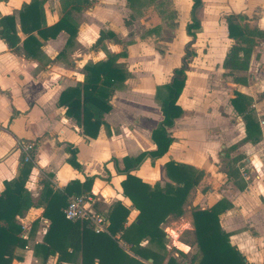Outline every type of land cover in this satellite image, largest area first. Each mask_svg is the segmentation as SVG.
I'll return each mask as SVG.
<instances>
[{
  "label": "crops",
  "instance_id": "0c3cea01",
  "mask_svg": "<svg viewBox=\"0 0 264 264\" xmlns=\"http://www.w3.org/2000/svg\"><path fill=\"white\" fill-rule=\"evenodd\" d=\"M30 1H0V17H15L16 34L20 40L18 49L12 50L0 38V192L4 190L5 182L19 176V158L23 157L21 147L26 144L34 145L32 166L25 188L32 191L31 200L36 207L29 209L25 216L18 220L23 227L22 238L26 243L25 248L17 252L22 257L21 260H13L12 264H81L80 255L71 260L64 255V260H59V253L52 250L53 245L44 242L50 221L43 217L44 210L39 205L42 185L34 186V182L48 181L55 191L63 189L73 180L83 182L85 177L95 175L97 178L91 189L89 212L106 219V231L107 215L113 204L119 202L129 210L126 224L129 225L135 220L138 212L131 207L130 201L122 196L120 182L124 176L116 170L123 169L124 157H135L155 149L151 132L162 120V114L154 97L156 87L162 84L155 83L148 96H139L138 92L134 95V89L130 92L132 87L126 85L131 77L127 69L130 58L127 48H133L135 44L132 40L124 39L120 30L128 24L124 21L123 25L120 24L117 18L119 13L128 12L132 18L134 14V19L139 18L144 23V9L135 5L137 0H91V5L80 11L67 9L77 26L76 36L70 43H67L68 35L64 31L55 39L43 40L37 37L41 44L40 50L34 58H27L22 49L26 36L20 31L18 12L23 4ZM201 1L202 6L196 11V18L201 27L196 32L193 46L196 56L190 66L194 60L200 58L196 46L206 31L213 30L215 40L231 41L227 37L224 21L225 16L229 14L245 15L248 18L247 23H254L250 28L264 32V0H217L214 6L227 7L228 10H225L228 12L218 14L219 12L211 11L209 15L207 10L210 11L211 7L207 9V3ZM191 4L192 1L188 0L187 6L179 12L177 25H174L176 33H180L182 37L180 55H167L166 60H162L163 63L172 57H175V61L167 66L165 72L156 73L158 77L169 73L168 80L163 84L169 81L172 70L179 66L184 45L189 41L185 27L190 22ZM43 12L46 27L56 24L64 15L61 0H44ZM247 14H255V17ZM203 15L206 16L204 20ZM205 20H208L209 25ZM149 23L145 33L148 39L158 36L163 27L168 28L157 15H153ZM216 29L218 32L214 34ZM102 30L113 33L120 43L107 39L94 47ZM256 43L263 47L261 63L264 64V39ZM231 45L228 50L225 49L220 61L218 71L222 72V76L227 75L224 73L227 70L222 68V62ZM124 46L127 58L119 59L118 62L125 64L129 77L124 86L114 92L110 101L112 109L104 115L105 125L101 126L98 136L95 139L87 138L82 134L81 127L65 116V108L58 107L59 96L64 90L83 82V69L86 65L104 61L109 54L120 53ZM173 47H176L174 43L171 44V48ZM97 55L98 59L87 63L86 58ZM196 75L204 77V73ZM254 76L257 81L259 79L256 90L241 84V87L230 95L223 116L219 115V118H215L213 111L194 112L196 114L192 117L186 115V109L181 103V99L189 92L186 79L178 99L183 115L168 130L173 137L168 152L156 160L145 158L132 172L144 183L161 187L171 183L164 167L168 161L189 166L201 175L198 184L190 190L182 206V215L169 216L160 226L167 241L164 253L172 254L171 251L175 249L186 255H194L196 248L192 245V211L210 208L222 201L226 209L219 215V222L223 231L228 234L231 245L239 250L248 264H264V72L262 75L255 72ZM190 92L193 94L197 91L194 88ZM234 93H240L250 100L247 115L251 116L254 125L248 128V135L243 115H238L231 104ZM150 105H153L154 109ZM124 114L130 119H124ZM67 145L76 150V160L82 168L81 172L66 163L69 157L65 149ZM89 224L93 229L91 221ZM184 232L187 235L185 240L180 239ZM118 237L119 234L116 238ZM118 244L132 255L129 245L121 240ZM148 246L147 240L140 243V247ZM51 252L54 254L50 255ZM70 252L68 249V253ZM168 257L169 255L165 257L163 264ZM148 262L151 263L152 260Z\"/></svg>",
  "mask_w": 264,
  "mask_h": 264
},
{
  "label": "trees",
  "instance_id": "16d2710c",
  "mask_svg": "<svg viewBox=\"0 0 264 264\" xmlns=\"http://www.w3.org/2000/svg\"><path fill=\"white\" fill-rule=\"evenodd\" d=\"M191 1L190 22L185 27L189 41L184 45L180 64L172 70L169 81L157 86L155 91V102L162 114V120L151 132L155 149L135 157H124L123 169L116 170L124 176L120 182L122 196L127 198L131 207L138 212L135 220L126 225L129 210L119 202L114 203L109 211L108 225L103 232L95 233L88 219L68 221L64 218L62 209L65 208L68 198L91 196L92 185L97 178L95 175L85 177L83 182L73 180L63 189L55 191L49 183H42L39 205L43 207V217L50 221L44 242L53 245L52 250L59 253V260H64V255L70 260L80 255L81 264H163L166 257L165 233L160 226L169 216L182 215V206L190 190L198 184L201 175L189 166L168 161L164 167L171 183L161 187L144 183L132 172L145 158L156 160L166 155L173 142L168 130L183 115L178 99L185 86L190 63L196 56L193 46L196 32L201 27L196 18V11L202 6V1ZM43 4L44 0H31L23 4L18 12L20 31L26 36L22 49L27 58H34L40 50L41 44L37 37L43 40L55 39L64 31L68 35L67 43H70L76 36L77 26L67 9L80 11L89 7L91 0H61L64 15L51 27L45 26ZM224 21L227 37L233 44L223 59L222 68L227 71L245 70L249 63L250 51L240 49V44L262 40L264 32L246 25L248 18L245 15L229 14L225 16ZM0 38L9 49H18L20 40L16 34L14 16L0 17ZM107 39L120 43L113 33L102 30L94 47ZM125 48L124 46L118 54H109L104 61L86 65L83 69V82L64 90L59 96L58 107L65 108V116L73 119L87 138L95 139L98 136L101 126L105 125L104 115L112 109L110 101L114 92L120 90L129 77L125 64L118 62L119 59L127 58ZM231 104L238 115H243L248 135V128L254 125L251 116L247 115L250 100L240 93H234ZM65 149L69 153L66 163L81 172L82 168L76 160V150L68 145ZM22 161L18 178L5 182L4 190L0 192V264H12L13 260H21L22 257L17 252L25 248L26 242L21 236L22 228L18 220L35 206L25 188L32 164L24 162L23 158ZM225 209L223 202L218 201L210 208L192 211V245L195 246L196 253L190 257L189 264H248L239 250L231 245L228 234L220 226L219 215ZM137 220L140 222L137 223ZM119 240L129 245L132 255L118 244ZM144 240L148 241L147 248L140 247ZM149 260L152 262L149 263ZM165 264L178 263L169 257Z\"/></svg>",
  "mask_w": 264,
  "mask_h": 264
},
{
  "label": "rangeland",
  "instance_id": "374dc122",
  "mask_svg": "<svg viewBox=\"0 0 264 264\" xmlns=\"http://www.w3.org/2000/svg\"><path fill=\"white\" fill-rule=\"evenodd\" d=\"M151 1L152 0H137L135 4L139 8L144 9V23H142L139 18L134 19L136 18L134 14H132L134 17L132 18L130 16L131 14H129L128 12H125L123 14L119 13V17L117 18V21L120 24L122 23L123 25V21L124 23H126V25L128 24L126 28L123 26L120 30V33L122 32L124 39L132 40L133 44H135L133 48H127L128 55L130 56L127 62V69L130 71L131 77L129 78V81L126 85L132 87L130 92L134 89L135 93L133 94L137 95L136 93L138 92L139 96L150 95L155 83L163 85V83L168 80V72L165 74L162 73L164 75L163 77H161V75L158 77L156 73L158 71L165 72L167 66L175 61L176 55H180V52L182 50V37L179 35L180 33H176L174 25H177V20L179 21L180 17L179 12H182V10L187 6L186 4L188 0H154L152 1V3ZM204 1L207 3V9L208 7H211L210 11L207 10L208 15L211 14V11H213L214 13L219 12L218 14H224L228 12L227 7L214 6L217 0ZM150 3L153 5H151ZM153 15H157L158 17L160 16L161 22L163 21L168 26V28L163 27V30L160 29L158 36L156 35L151 37V39H148L146 37L147 34L145 33L147 31V28H149V20ZM248 16L255 17V14H249ZM204 18L206 19V16L203 15V20ZM167 20L169 22L172 20V22H165ZM205 23L209 25L208 20H205ZM246 25H248L249 27H253L254 23L246 22ZM217 30L218 29L214 31V34L218 32ZM212 31H206L205 36L201 37L199 45L196 46L200 58L198 60H194L190 66L191 68L187 78L188 84L186 86L188 87L189 92L181 99V103L186 109V115L189 117L195 115L196 113L194 114V112L209 113L211 111H213V115L215 116V118H219V115L223 116V111L229 102L230 95L235 92V90L239 89L241 87V84L253 87V90L255 91L256 83L259 82V79L257 81L254 74L255 72H258V74L262 75V73L264 72V64L261 63L263 47L259 43L255 42L240 44V49L242 48L250 51V58L247 69L226 71L224 73H227V75L222 76V72L218 71V69H220V61L222 56L224 55L223 53L225 52V49L228 50L229 45H231L232 42L225 41L224 39H213ZM172 43H174L176 47L171 48ZM170 53L175 55V57H172L171 59H168L163 63L162 60H166L165 58H167V55H169ZM161 55L164 57H162ZM98 58L99 56L97 55L93 58H86V60H88L87 63L90 64L91 61ZM198 73H204V77H198L196 75ZM236 81L240 84L236 83ZM194 88L197 92H193V94H190L192 93L190 91ZM127 93L128 92L126 91V94ZM121 100L122 99L120 98V101ZM150 107L154 109L153 105H150ZM123 118L130 119V117L126 116L125 114L123 115ZM21 155H23V152ZM20 158V164H22L23 161ZM22 158L24 159V156ZM224 163L226 164L227 161H225ZM43 182L45 181H35L34 186H41ZM46 182L49 183L48 181ZM28 187H30V185ZM28 192L31 196L32 191ZM18 224L22 228V236L23 227L19 222ZM186 237V232L180 235V239L185 240ZM166 242L167 241L165 240V244ZM171 252L172 254L166 252L165 256L169 255V257L174 258L178 264H189L192 254L186 255L179 251H176L175 249H173Z\"/></svg>",
  "mask_w": 264,
  "mask_h": 264
},
{
  "label": "built area",
  "instance_id": "2783aa9c",
  "mask_svg": "<svg viewBox=\"0 0 264 264\" xmlns=\"http://www.w3.org/2000/svg\"><path fill=\"white\" fill-rule=\"evenodd\" d=\"M33 147V144H26L21 147L25 162L32 161ZM90 202V197H86L84 195L71 196L68 198L65 208L62 209L64 218L68 221H80L83 219H88L92 222V225H94L93 231L95 233L103 232L106 219L101 216L92 215L89 212Z\"/></svg>",
  "mask_w": 264,
  "mask_h": 264
},
{
  "label": "water",
  "instance_id": "95a60500",
  "mask_svg": "<svg viewBox=\"0 0 264 264\" xmlns=\"http://www.w3.org/2000/svg\"><path fill=\"white\" fill-rule=\"evenodd\" d=\"M137 223H139V220H137Z\"/></svg>",
  "mask_w": 264,
  "mask_h": 264
}]
</instances>
